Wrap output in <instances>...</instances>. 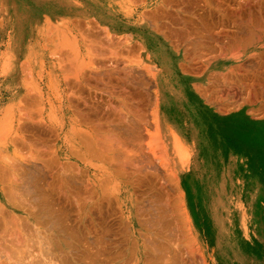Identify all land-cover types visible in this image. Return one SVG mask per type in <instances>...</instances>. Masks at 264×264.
<instances>
[{"label": "crops", "instance_id": "1", "mask_svg": "<svg viewBox=\"0 0 264 264\" xmlns=\"http://www.w3.org/2000/svg\"><path fill=\"white\" fill-rule=\"evenodd\" d=\"M23 1L31 4L27 8L37 9L42 18L26 25L24 30L28 35L21 41L17 38V20L14 25L9 23V17L18 16L19 12L9 6L8 0H0V127L7 111L20 110V102L30 95L31 87L40 90L37 95L40 102L32 103V107L29 105L30 111L61 113L87 110L84 100L88 106V71L86 69L76 79L71 73H75L79 64H88L85 50L88 42L95 38L102 40L103 44L95 40L99 43H96L99 67L104 64V60L101 62L105 41L102 35L110 32L124 41H132L134 53L138 45L142 59L156 67V104L153 111L158 112L161 157L157 168L152 167L151 157L146 160L144 168H136V161L131 165L133 162L129 159V166L119 169L128 174L137 170L176 171L194 232L193 239L198 248L202 246L209 251L213 264H264V103L249 105L250 11L246 5H239L245 0ZM19 2L17 0V6L21 5L23 15V5ZM189 17L196 21L192 28L184 23ZM12 26L13 37L10 36ZM44 31L49 35V55L47 60L39 61L37 54L43 49L40 33ZM203 33H207V42H202ZM190 37L194 45L198 43L192 52L186 44ZM68 40L77 41L79 51L66 49ZM158 49L161 56L166 57V64L155 55ZM202 53L208 58L202 60ZM260 54L254 56L257 68L264 65V54ZM41 64L48 67L42 69ZM63 64L71 65L67 74L72 78L68 82L66 70H62ZM6 65H12L10 71ZM169 66L171 71L164 77L165 82L159 83L160 76L168 71ZM41 69L44 71L42 75ZM102 74L100 72L105 83ZM99 76L97 90H104L105 84ZM168 78L181 81L182 84L178 83L176 87L177 91H183L181 103L169 105L165 102ZM129 92L133 99L129 97V106H133V112H136V87L130 88ZM84 95L88 97L84 98ZM126 95L125 92L121 94L125 100ZM190 101L194 103L195 115L187 108ZM128 110L131 111L130 108ZM63 121L64 125L57 123L56 119L53 121V118L35 120L34 139L46 143L42 140L46 138V144H54L56 148L55 136L42 137L41 130H35L39 126L50 130L65 127L67 119ZM58 143H64L63 137ZM128 145L129 151H136L135 139L132 141L129 137ZM65 155L67 158L70 156L67 152ZM81 163L83 165L84 162ZM55 165L15 169L1 167L0 201L16 202L20 218L21 215L25 218L24 209L29 204L33 205L36 207L34 213L40 217L41 230L49 239L52 236L62 240L66 237L64 228L67 229L72 221V216L69 217L73 205L72 171L97 170L82 165L75 167L76 170L71 164ZM221 191L225 207L218 205V192ZM234 208H241L240 221L232 213ZM52 251L57 254L54 248Z\"/></svg>", "mask_w": 264, "mask_h": 264}, {"label": "rangeland", "instance_id": "2", "mask_svg": "<svg viewBox=\"0 0 264 264\" xmlns=\"http://www.w3.org/2000/svg\"><path fill=\"white\" fill-rule=\"evenodd\" d=\"M246 1L242 2V3H244V6L246 3V7H249V11H250L249 12V20H248V26H249V31H250V39H249L250 63H249V78H248L249 97H248V99H249V105L252 107V105H258V104L262 105L264 103V65H263V67L260 66L257 68L256 65L254 64V58H256L254 56H256L258 53L259 54L261 53L260 55L264 54V0H260V1L259 0H249L248 4L249 3H251V4H249L248 6H247ZM239 5L242 6L241 3ZM38 12L39 11L37 9H35L34 11H31V12H27V13H25V15L23 14L21 16V19H20V17L17 18L16 16H13V17L10 16L9 17L10 25H14L16 22L15 19L17 20V24H18L17 25V27H18L17 38L19 40L22 41L28 35L27 31L24 30V29H26V25L28 23L34 24L36 21H38L39 19L42 18V17H40L41 15L37 14ZM187 20L194 21V19L189 17V18H186L184 20V23L186 24V26H188V28H192L193 26H189L188 23H186ZM195 22L196 21H194V24H195ZM20 25H21V27H20ZM11 29L13 30L14 27L12 26ZM14 34H15V32L13 30L10 33V36L13 37ZM191 34L192 33H189V35H191ZM40 35H41L40 36V40H41L40 43L42 44L43 49L40 51V53L37 54L38 56H40V57H37L39 59V61L43 60V59L47 60L48 55H49V53H48V47H49L48 31H44V32L40 33ZM105 38L107 40L104 41V45H106V46H104V58L101 57V62L104 60L105 66L103 64H101V66L103 65L104 68H106V69H103L100 66L98 67V64H97L98 56H97V51H96V43L89 41L92 45L89 44V42H88V47H87V49H85L86 53L88 55L87 56L88 64H83V65L79 64L78 69H75V73H71V74L75 78L77 76L80 77L82 72H84L87 69V71L89 73L88 74L89 80H93L94 76H95V83H97V78H96L97 73L100 71L102 74V72L107 71L105 73L109 72L110 77H109V79L105 78V82H106L105 84L106 85L113 82L114 79L115 80L116 79H118V80L122 79V82H123L126 75H128V77H129V89L130 88L133 89L134 87H136V89H137V102H136V104H137V110L138 111H136V112L130 111L132 113V115H131V113H129V111H128V108H129L128 102L129 101L125 100L122 96L117 95L118 91H122V90L124 91L125 90V88L122 89L124 87V85L122 86V88H117V89L114 88L116 90L112 89L111 84H109L110 87H109V85H107V86L104 85V88L107 92H105V90H104V96H103L102 95L103 90L101 89L102 90L101 91L102 96L99 95L100 96L99 97L97 95V92H98L97 86H96V90L94 88L95 86H93V85H95L94 81L89 83L88 90L90 91V94L93 95L94 101L97 100V99H95V97L96 98L99 97V99L101 101L100 103H103L102 102V100H103L104 104L102 106H104V108L106 109L105 110L106 112H108L107 109H110L113 106L121 108L123 112L120 109L118 111L120 113L117 115L115 114V116H118V115L120 117L122 116V119H123V117L125 115V119H123V120H126L124 122L122 119L118 118L119 116L117 117V119L122 121V124H123L122 125L121 121L119 122V120L115 119V121L117 120L115 122L116 124H115V126L112 127L114 130H116L115 134L117 137L115 139L113 138L111 141L107 140L108 142H105V144H104V141L101 140L102 138L100 139V141L103 142L101 144H100L99 139H98L99 143H97V147H96L97 149L95 150V153L98 150L97 153L100 156L97 153H96V155H98L99 158L97 156H96V158L95 157L92 158V157H90L91 155L88 156V154H86L85 151L82 152V148H81V144H80L81 141L79 139L80 134L81 133L86 134V131L90 132L91 130H93V128L92 127H90V129L82 128L79 125L80 120L78 118L80 117L81 112H79V111H67V112H61V113L60 112H57V113L46 112L45 113L44 111H30V110H28V108L32 107L31 106L32 103L40 102V101H38V96H37L38 92L40 90L33 89L32 87L29 90L30 95H26L25 98L20 102V105H19L20 110H18V111H7L3 117L4 124L2 127H0V168L4 167V168H8V169H15V168H21L23 166L52 167V166H54V163L61 166V167L68 166L71 164L72 167L75 168V167H79L82 165L81 161L78 158H75V156H76L75 152L76 151H78V153H80V155H78V153H77L78 157L81 155H82V157H86V158H87V156L90 157V158H88L89 165L84 162L82 166L89 167V168L97 170V171H72L73 172V180L75 181V183L72 184V202H73L72 219L74 218L72 220V225H73L74 230L77 232V237L79 236V238H81V239L78 238L79 240L77 242L75 240V244L77 246L76 247L77 250H75V251L77 254H80L82 251H85L84 248L86 247V245H84V244L86 243V240H89V242L91 243V240L95 239L96 235H97V237L102 236V234L100 235L99 233L104 232L103 227L107 223L109 225H112V223H110V222H111V220L113 221V219L115 217L114 216L113 219H111L112 216L109 214H112V213H110V211L112 209L106 208L105 211L107 209H109V210H107L109 217L106 216L107 212H105L106 213L105 216H106V218H108L107 220L105 218L107 223L105 222V224H102L103 226L102 225L98 226L99 223L97 221H98V219L100 220V217L95 212L96 210H94L95 213H93V214H92V212H91V214L90 213L87 214L88 211L86 212L87 208H85V206H86L85 204L89 203L90 201H92V203H94L98 200V199H96L97 196L94 197L95 200L94 199L90 200L91 197H90V194H88L89 192H87V190L89 189V191H90L91 186H92V188L94 189L93 193H95V195H97L98 193H102V191H103L102 188H104V187L106 188V186H104L105 183L103 182L104 181L103 179L108 178L109 176L108 175L105 176L102 173V171H106L105 168L109 169V171H112V170L116 171V169H119L121 167L126 168L127 166H129V164H128L129 159H130L131 163L133 162L132 163L133 165H134V162L136 161V164L134 166H136L138 168L144 167L145 161L148 160V158L150 159L151 157H153L152 161L154 162V163L152 162V167L155 168V166H157V163L160 161V157H161L162 140H161L160 129L158 128V123H159L158 112L155 110L153 111V108H155V104H156V97H155L156 67L152 66L148 61H144L142 59L141 50H140L138 45H137V49H136V54L133 53L135 48H133V45H132L133 42L132 41L131 42H129L128 40L124 41L123 39L116 36L115 33H110V32L105 33ZM203 41H206V42L208 41L207 33H203L202 42ZM186 42H188L186 44H189L188 50L191 52L193 51L194 47L198 46V43H196L194 45V40L192 37H190L189 40ZM93 45H95V46L93 47ZM203 45H204V43H202V46ZM107 47H108V49H107ZM77 48H78V42L77 41L68 40L66 49H68L71 52H74V50L79 51ZM110 49H111V51H110ZM88 50H90L92 55L90 52H87ZM105 50H107V51H105ZM106 52H108V53H106ZM157 52H159L158 55H160V57L165 61V62H163V64H166V60H167L166 57L161 56L159 49L155 50V55H157ZM108 54H109V56H108ZM54 57H55V55L53 54V58ZM111 57H113V58H111ZM201 58L203 60V59L208 58V57L205 53H202ZM69 66H71V65H69V64L68 65H66V64L62 65V70H64V71L66 70L65 76L67 77L66 78L67 82L72 78V76L67 74V70L69 71V69H68ZM6 67H8V70L10 71L12 65H6ZM41 67H42V69H45L48 67V65L47 64L46 65L41 64ZM42 69H41V75L44 72ZM95 70L97 71V73ZM92 71H95V73L94 72L92 73ZM169 71H171V66H169L167 72H164L163 76H160V78L158 80L159 83L165 82L166 79H164V77H166V75H167V73H169ZM111 73H112V75H111ZM90 74H92L93 77L91 76V78H90ZM108 74H106V76H108ZM112 76H113V78H112ZM134 77H136L135 81H134ZM110 78H112L113 80L111 79V81H110ZM107 81H108V83H107ZM167 83H168V87L165 90V102L169 105H176L177 103H181L183 100V98H182L183 91H180V90L177 91V89H176L178 83H179V85L182 84L181 81L178 79H175V78H173V79L168 78ZM91 84H93V85L91 86ZM90 87H93L94 89L93 88L91 89ZM108 88H110L109 90L112 89V91H109ZM90 94H89L88 102L92 98ZM72 97L74 99L76 98L74 96H72ZM107 98H108V100H107ZM170 98H172L173 103L169 102ZM92 100H93V98L91 99V101ZM91 101L88 103L89 106H91L90 105L91 103L92 104L94 103V101H92V102ZM97 101H95V102H97ZM125 101H127V102H125ZM95 104H97V103H95ZM118 104L121 107L117 106ZM29 105H30V107H29ZM122 105L123 106L126 105L125 106L126 108L123 107ZM44 118H46L48 120H49V118H51V119L53 118V121L56 119V122L59 124H62V125H64V121H63L64 118L67 119L68 124L65 127L64 126L58 127L57 129H51V130L48 127H41V129H42L41 133L44 132V135L41 134L42 137L43 136L48 137L49 135H53V136L56 135V138H57L56 148H55L54 144H51V145L46 144V143H48L46 138H42V140L46 141V143L43 142L41 144H38V140L36 141V139H34V135H35L34 128L31 125L34 124V122H33L34 120H38V119L43 120ZM69 119H71L72 121ZM117 122H119V124H117ZM129 127H131V128H129ZM35 132H38V131L35 130ZM59 132H60V134H59ZM91 133H92V131H91ZM91 133L89 134L90 136H91ZM76 135H78V136H76ZM60 136H62L64 138L63 142H66L65 144L64 143H58L59 140L61 141ZM100 136L101 135H99V137ZM16 137H18V138H16ZM129 137L132 138V141H133V139H135L136 151H134L133 149L131 151H129V145L127 142ZM149 138L151 140H149ZM91 140H92V138H91ZM147 140H149V143H147ZM51 147H54V148H51ZM69 147L70 148L73 147L75 149L74 150L75 156H71V152H73V150H71V152H69L70 151ZM107 148L110 150H108ZM100 149L102 150V152L100 151ZM106 149L110 153L106 152L107 151ZM65 152H67L70 155L68 158L66 156H64ZM142 152H143V154H142ZM61 154H62V160L60 158ZM103 155L105 156L104 159L102 158ZM100 158H102V159H100ZM55 159H56V161H55ZM114 159H116V160H114ZM57 160H59L61 162H58ZM107 160L108 161L114 160V162H116V163L111 162V165H112L111 166L106 162ZM85 161H86V159H85ZM60 163H62V165ZM74 163H75V165H73ZM124 165H126V166H124ZM147 166H149V165H147ZM115 167H116V169H114ZM131 172H133L131 174H136V172H134V171H131ZM175 172L176 171H174V172L173 171H150V172L149 171H145V172L143 171V173L146 175L148 173L149 177L153 176L154 174H155L154 175L155 177L158 175L159 179H160V177L166 178L165 177L166 175H172L173 173H174V176L177 177V174ZM137 173H138L137 178L139 177L138 176L139 174H143L142 171H139V172L137 171ZM165 173H166V175H165ZM83 175H85V176H83ZM114 176H116V175H114ZM154 176L150 177V178L155 179ZM83 177H85L84 179H85V182L87 184L82 179ZM144 177H145V175L144 176L142 175L139 178H144ZM101 178H103L102 179L103 181L101 180ZM159 179L157 178L154 181L162 183V181H158ZM100 183H104V184L100 185ZM163 183H164V181H163ZM109 184H107V185H109V186H107L109 188H106V191H107L108 195L110 196V197L108 196V198L109 199L111 198L109 201L117 200V204H115V205H117V207L119 209H121V205H123V206L125 205V207H124L125 212H126L125 216L122 213L120 214V216H122L121 219H123V217L125 218L122 222L123 224L120 223V225H122L120 227V229L123 228V226L125 228L129 224L128 223V221H129L128 216L131 215L130 214L131 213L130 207H131V204L133 201L132 198L130 199L131 191H129V189H128L129 187H128L125 179L123 180L121 178L120 179L115 178L114 181H112ZM122 186H123V197H120L121 199H118L119 198V196H118L119 195V193H118L119 189L118 188L121 189ZM92 190H91V192H92ZM82 195H83V197H82ZM128 196H129V202L131 204L126 202L128 199ZM217 200H218V205H220V204H221V206L225 205L224 195H223L222 191L218 192ZM107 203L108 202L106 201V204ZM144 203H143L144 206H147V207L149 206V205H147L149 203H147V202H146L147 204L146 203L144 204ZM13 204H15V205H13ZM127 204H129L130 207H128ZM110 205H112V204H110ZM139 205H142V203H139V202L135 203V206H139ZM107 206H108V204H107ZM112 208H113V206H112ZM119 209L117 210L118 212H119ZM145 209L147 210L146 207H145ZM148 209H150V208H148ZM240 209L241 208H238V209L234 208L233 210L231 209L233 215L237 217L238 221H240V218H239L240 217L239 216L240 215ZM24 210L26 212L25 218H23L22 215L20 218V216H18L16 202H13V203L10 202L9 203L6 200L0 201V264H68L69 263L68 253L70 251H69L68 246H66V243H64V242L68 243L69 237H67V232L64 230V232H66L65 233L66 237L62 238V240L61 239H59V240L53 239L52 236H51V239H49L46 232H44V230H41L39 216L34 213L36 210V207L34 208L33 205L29 204L28 208L24 209ZM223 210L224 209H222V211ZM49 214L53 215L51 213H49ZM95 215H97L96 216L97 218H94ZM118 217L119 216H116L117 220H119ZM86 218L88 220L91 219V220H89V223L86 222L87 221ZM222 218L224 219V216ZM136 219H137V217H136ZM79 220H81V221H79ZM105 220H103V221H105ZM35 221L37 223H35ZM91 221L93 222L94 225L90 224V223H92ZM124 221L125 222L127 221L128 224L125 223L126 225H124ZM131 224L136 225L134 223H131ZM219 225H222V224L219 223ZM86 227H88L89 229L92 227L91 228L92 231H90V235L86 234V232H87ZM124 228L121 229L120 231L124 230ZM95 229H97L96 231L99 232L98 234L96 233ZM98 229L101 230V232ZM129 229L132 232L133 237L135 239L137 234H135L134 232L136 231V233H137L139 231V227L133 228L131 225V227ZM121 233H123V232H121ZM91 234H93V235H91ZM110 236L111 235L107 234L105 240H107V238H108L107 241L110 240L112 242L114 240V238L112 236L110 238ZM85 237H86V240L84 239ZM88 237H89V239H88ZM119 238H121V237H119ZM65 240H67V241H65ZM192 240H194V239H192ZM95 241H96V239L93 240V243H92V244H94L93 246H95V247H96V245H98V246L96 248H93V246H92L93 251H98L99 249H100V251L105 250L104 246H103V248L101 246H102V244L103 245L106 244L107 241L106 242L103 241V243L101 241L102 244L101 243L97 244ZM110 241L108 243H111ZM193 242H195V244H193V245H194V248L196 251V259L198 258L196 260L197 264H200V263L201 264H213V260H212L213 256L209 254V251L206 248H202V246H201V248H198L197 242L195 240ZM221 242H224V240H222ZM51 248L52 249L54 248V250H56V253H57L56 255L53 254V251ZM105 248H106V245H105ZM75 251H74V253H75ZM198 254H201V255H198ZM75 257L76 256H74L72 258L73 263L74 264H80V262H78V260H76L77 257L76 258ZM103 257H104V255L100 256L101 263L108 264L105 261V259L103 260Z\"/></svg>", "mask_w": 264, "mask_h": 264}, {"label": "bare ground", "instance_id": "3", "mask_svg": "<svg viewBox=\"0 0 264 264\" xmlns=\"http://www.w3.org/2000/svg\"><path fill=\"white\" fill-rule=\"evenodd\" d=\"M20 2V4H22L23 5V13H24V15H25V13H27V12H31V11H34V10H32V8L31 9H29V8H27V5L29 6L30 5V7H31V4L30 3H28L27 1H23V0H19ZM139 2H141V0H138ZM137 0L135 1V2H138ZM198 1V0H197ZM246 1V0H245ZM248 1L249 0H247L246 2H247V6L249 5V4H251V3H249L248 4ZM260 1V0H259ZM8 2L10 3V7H13L14 8V10L15 11H17V13H18V16H16L17 18H19L20 17V19H21V16H22V11H21V9H20V7H21V5H18L17 6V0H8ZM134 2V4H136ZM143 2V1H142ZM145 2V1H144ZM138 4V3H137ZM257 4V3H256ZM245 5H246V3H245ZM262 5V4H261ZM208 6V5H207ZM242 6H244V3L242 4ZM17 7H18V9H17ZM245 7V6H244ZM6 8V7H5ZM243 8V7H242ZM204 10H206V9H204ZM245 10H246V8H245ZM140 11H142V9H139V12ZM210 11V10H209ZM247 11H248V9H247ZM154 12V11H153ZM160 12V11H159ZM150 13V12H149ZM142 16H144V13H143V15ZM146 16H147V14H146ZM148 16H150L149 14H148ZM153 18V17H152ZM204 18V17H203ZM206 18V17H205ZM144 20V19H143ZM203 20V19H202ZM252 22V21H251ZM143 23H145V22H143ZM186 23H188V25L189 26H194V21H192V20H187L186 21ZM147 26V25H146ZM208 26V25H207ZM20 27H21V25H20ZM84 28V27H83ZM43 29V28H42ZM96 30H97V28H96ZM99 31V30H98ZM95 33V32H94ZM103 34V33H102ZM41 36V35H40ZM84 36V35H83ZM85 37V36H84ZM99 37V36H98ZM102 37L104 38L105 36H103L102 35ZM82 38V37H81ZM88 39V38H87ZM92 39V38H91ZM98 38H95V40H97ZM90 39H88V41H89ZM95 40L94 41H92V42H94L95 43ZM107 39L105 38V41H106ZM112 40V39H111ZM114 40V39H113ZM100 41H101V43H102V40L101 39H98V42L100 43ZM86 42H87V40H86ZM97 41H96V43H98ZM83 43H84V41H83ZM98 43V44H99ZM124 43V42H123ZM85 44V43H84ZM89 44H91L90 42H89ZM103 44V43H102ZM92 45V44H91ZM101 45V44H100ZM113 45V44H112ZM118 45V44H117ZM116 45V46H117ZM95 45H93V47H94ZM104 46H106V45H104ZM119 46V45H118ZM117 46V47H118ZM86 47V46H85ZM113 47V46H112ZM101 48V47H100ZM111 48V47H110ZM115 48V47H114ZM113 48V49H114ZM119 48V47H118ZM106 49V48H105ZM107 49H108V47H107ZM115 50V49H114ZM118 50V49H117ZM116 50V51H117ZM128 50V49H127ZM75 51V50H74ZM101 51V50H100ZM105 51H107V50H105ZM110 51H111V49H110ZM109 51V52H110ZM115 51V52H116ZM87 52H90V50H88ZM120 52V51H119ZM91 53V52H90ZM89 53V54H90ZM100 53V52H99ZM101 53H102V51H101ZM100 53V54H101ZM106 53H108V52H106ZM118 53V52H117ZM126 53V52H125ZM124 53V54H125ZM133 53H134V51H133ZM110 54V53H109ZM109 54H108V56H109ZM159 54V52H157V55ZM91 55H92V53H91ZM88 56V55H87ZM104 56V55H103ZM118 56V55H117ZM158 56H160V55H158ZM111 58H113V57H111ZM70 59V58H69ZM83 59V58H82ZM109 59V58H108ZM77 60V59H76ZM93 60V59H92ZM114 61V60H113ZM112 61V62H113ZM109 62V61H108ZM115 63V62H114ZM71 64V63H70ZM72 65V64H71ZM104 66H105V64H103ZM102 65V66H103ZM112 65V64H111ZM115 65V64H114ZM102 66H100L101 68H104V66L102 67ZM165 66V65H164ZM113 67V66H112ZM115 68V67H114ZM69 69V68H68ZM73 69V68H72ZM104 69H106V68H104ZM116 69V68H115ZM112 70V69H111ZM70 71V70H69ZM96 71V70H95ZM95 71H92V73L94 72L95 73ZM99 71V70H98ZM72 72V71H71ZM86 72V71H85ZM105 72H107V71H105ZM96 73H97V71H96ZM99 73V74H98ZM97 74L98 75H96V78H98V76L100 75V71L98 72ZM103 73V72H102ZM109 73V72H108ZM108 73H103L104 74V76L105 77H103L104 78V81H105V78H108L109 79V75H110V73L108 74ZM89 74V73H88ZM87 74V75H88ZM102 74V75H103ZM106 74H108V76H106ZM111 75H112V73H111ZM91 76H92V74H90V78H91ZM115 76V75H114ZM93 77V76H92ZM100 78L99 79H101L102 80V78H101V75L99 76ZM65 78V77H64ZM67 78V77H66ZM69 78V77H68ZM77 78V77H76ZM75 78V79H76ZM112 78H113V76H112ZM112 78H110V81H111V79ZM115 78V77H114ZM77 80H79V79H77ZM76 80V81H77ZM113 80V79H112ZM94 81V83H95V76H94V79L93 80H88V82L90 83V82H93ZM109 81V82H110ZM114 82V83H113ZM113 82H111V83H109V84H111L112 86V89L113 90H116L117 88H122V86L124 85V87L122 88V89H124L125 88V90L123 91L122 90V93H126L127 95H126V97H127V99L126 100H128L129 99V97H130V95H129V77H128V75H126V77H125V79L123 80V82H122V79L120 80H118V79H114L113 80ZM87 83V82H86ZM93 83V84H94ZM97 83H98V81H97ZM97 83H95V85H93V84H91V86L93 85V86H95L94 88H95V90H96V86L98 87V85H96ZM102 83H103V80H102ZM106 83V82H105ZM105 83H103V85L105 84ZM107 83H108V81H107ZM99 84V86H100V82L98 83ZM109 84H107V85H109ZM68 85V84H67ZM106 85V84H105ZM106 85V86H107ZM86 86H87V84H86ZM101 86H102V84H101ZM109 87H110V85H109ZM91 89L93 88V87H90ZM89 88V89H90ZM93 88V89H94ZM100 88V87H99ZM114 88H116V89H114ZM110 88H108V90H109ZM112 89L111 90H109V91H112ZM88 90V89H87ZM99 90V89H98ZM104 90H105V88H104ZM103 90V91H104ZM120 90V89H119ZM80 91V90H79ZM83 91H85V90H83ZM89 91V90H88ZM94 91V90H93ZM100 92L102 91L101 89L99 90ZM98 91V92H99ZM108 91V92H109ZM86 92V91H85ZM97 92V93H98ZM98 93L99 95H101L102 94V92L101 93ZM105 92H107L106 90H105ZM71 93V92H70ZM82 92H80V94H81ZM88 93V92H87ZM110 93V92H109ZM121 93V92H120ZM119 93V94H120ZM121 93V94H122ZM89 94H90V91H89ZM97 94V95H98ZM121 94H120V96H121ZM71 95H73V94H71ZM75 95V94H74ZM91 95V94H90ZM103 96H104V94H102ZM101 95V96H102ZM109 95V94H108ZM112 95V94H111ZM114 95V94H113ZM118 95V94H117ZM125 95V94H124ZM123 95V96H124ZM76 96V95H75ZM79 96V95H78ZM81 96V95H80ZM85 96V95H84ZM95 96V95H94ZM82 97H83V94H82ZM86 97H88V96H85L84 98H86ZM91 97L93 98V100L92 101H94V97H93V95H91ZM100 97V96H99ZM107 97V96H106ZM109 97V96H108ZM83 98V99H84ZM91 98V99H92ZM102 98V97H101ZM104 98V97H103ZM131 99H132V96L130 97ZM88 99H89V97H88ZM91 99H90V101H91ZM95 99H97L98 100V97L96 98L95 97ZM125 99V98H124ZM73 100V99H72ZM97 100H95V101H97ZM107 100H108V98H107ZM112 100V99H111ZM85 101V109H86V107L88 108L87 110H85V111H83V112H81V114H80V117L78 118L79 120V122H80V126H81V124L83 125V128H87V129H90V127H92L93 128V130H91L92 131V133H91V131L89 132V131H86V134H84V133H79L80 134V144H81V148H82V152L83 151H85V153L86 154H88V156H90V157H95L96 158V156L98 157V150H97V154L98 155H96V153H95V150L97 149L96 147H97V143H99L100 142V144L101 143H103V142H101L100 141V139L101 140H103L104 141V144H105V142H108V141H111L113 138L115 139L117 136H116V134H115V131L116 130H114L112 127L113 126H115V122L117 121V120H119V119H122V116L120 117L119 115V117L118 116H115V114L117 115V114H119L120 112H118L119 111V109H121V108H119V107H115V106H113L112 108H110V109H107L108 110V112H106L105 110V108H104V106H102L103 104H104V101L102 100V102L103 103H99L98 101L97 102H95L94 101V103L92 104H90L91 106H89V102L87 103L88 104V106H86V100H84ZM91 101V102H92ZM99 101H100V99H99ZM113 101V100H112ZM128 101H130V99L128 100ZM132 101H133V99H132ZM132 101H131V103H132ZM80 102V101H79ZM101 102V101H100ZM111 102V101H110ZM115 102V101H114ZM125 102H127V101H125ZM169 102L170 103H173V101H172V98H170L169 99ZM83 103V102H82ZM95 103H97V104H95ZM130 102H128V104H129ZM73 104V103H72ZM194 103L193 102H188L187 103V108H190L191 110V114H193V115H195V107H194V105H193ZM71 105V104H70ZM72 106V105H71ZM74 106V105H73ZM117 106H120L119 104L117 105ZM123 106V105H122ZM126 105H124L123 107H125ZM129 106V105H128ZM131 106V105H130ZM129 106V108L131 109V112L132 111H135V110H133L134 108H133V106L132 107H130ZM121 107V106H120ZM73 108V107H72ZM126 108V107H125ZM77 111H78V109H76ZM83 110H84V108H83ZM22 111V110H21ZM121 111H122V109H121ZM129 111V110H128ZM136 111H138V110H136ZM80 112V111H79ZM78 112V113H79ZM116 112V113H115ZM123 112V111H122ZM130 111H129V113H131ZM174 114H176V113H174ZM71 115V114H70ZM131 115H132V113H131ZM136 115V114H135ZM117 117L119 118V119H117ZM69 118V117H68ZM138 118V117H137ZM74 119V118H73ZM115 119H117L116 121H115ZM123 119H125V115H124V117H123ZM122 119V120H123ZM69 120H71V119H69ZM129 120V119H128ZM35 121V120H34ZM33 121V122H34ZM72 121V120H71ZM121 120H119V122H120ZM124 122L126 121V120H123ZM131 121V120H130ZM144 121V120H143ZM74 122V121H73ZM119 122H117V124H119ZM42 123V122H41ZM134 123V122H133ZM19 124V123H18ZM72 124V123H71ZM74 124V123H73ZM78 124V123H77ZM114 124V125H113ZM121 124H122V121H121ZM120 124V125H121ZM125 124V123H124ZM35 125V124H34ZM44 125V124H43ZM123 125V124H122ZM121 125V126H122ZM128 125V124H127ZM31 126H33V125H31ZM56 126H58V125H56ZM28 127V126H27ZM71 127V126H70ZM127 127V126H126ZM133 127V126H132ZM77 128V127H76ZM120 128V127H119ZM129 128H131V127H129ZM31 129V128H30ZM82 129V128H81ZM141 129V128H140ZM139 129V130H140ZM40 130H42L41 129V126H39V129H36V131H40ZM44 130V129H43ZM79 130V129H78ZM62 131V130H61ZM75 131V130H74ZM41 132V131H40ZM39 132V133H40ZM43 132V131H42ZM80 132V131H79ZM25 133V132H24ZM91 133V136L89 135ZM138 133V132H137ZM42 135H44V132L43 133H41ZM40 134V135H41ZM59 134H60V132H59ZM175 134V133H174ZM16 135V134H15ZM37 135V134H36ZM99 135H101L100 137H99ZM137 135V134H136ZM76 136H78V135H76ZM103 136V137H102ZM141 136V135H140ZM55 137H56V135H55ZM61 137V136H60ZM145 137V136H144ZM16 138H18V137H16ZM25 138V137H24ZM62 138V137H61ZM91 138H92V140H91ZM139 138V137H138ZM64 139V138H63ZM98 139H99V142H98ZM16 140V139H15ZM108 140V141H107ZM145 140V139H144ZM18 141V140H17ZM37 141V140H36ZM133 141H134V139H133ZM50 142V141H49ZM128 142V141H127ZM40 142L38 141V144H39ZM66 142H64V144H65ZM41 144V143H40ZM143 145V144H142ZM75 146V145H74ZM102 146V145H101ZM100 147V146H99ZM51 148H54V147H51ZM70 148V147H69ZM61 149V148H60ZM64 149V148H63ZM103 149V148H102ZM108 149V148H107ZM106 149V150H107ZM71 150H73V152H71ZM74 148L72 147V148H70V151L69 152H71V156H75V153H76V156H75V158H78L80 161H83V162H86V161H88L87 159L88 158H90V157H88L87 156V158L86 157H82V155L81 156H77V153H78V151H76L75 153H74ZM108 150H110V149H108ZM106 151V152H109V151ZM47 151V150H46ZM100 151L102 152V150L100 149ZM99 151V152H100ZM112 151V150H111ZM100 152V153H101ZM105 152V153H106ZM59 153V152H58ZM104 153V152H103ZM102 153V154H103ZM110 153V152H109ZM60 154V153H59ZM142 154H143V152H142ZM67 155V154H66ZM65 155V156H66ZM78 155H80V153H78ZM100 156V155H99ZM104 155H103V159H104ZM60 158H61V160H62V154L60 155ZM73 158V157H72ZM86 159V161H85V159ZM99 158V157H98ZM102 158H100V159H102ZM149 159V158H148ZM60 160V159H59ZM59 160H57L58 162H61V161H59ZM106 160V159H105ZM114 160H116V159H114ZM114 160H112V161H106L109 165H111V162H114ZM55 161H56V159H55ZM152 161V160H151ZM150 161V162H151ZM146 162V161H145ZM153 162V161H152ZM114 163H116V162H114ZM154 163V162H153ZM127 164V163H126ZM129 164V163H128ZM131 164V163H130ZM149 164V163H148ZM66 165V164H65ZM73 165H75V163L73 164ZM88 165H89V163H88ZM123 165V164H122ZM121 165V166H122ZM131 165H133V164H131ZM54 166H55V164H54ZM112 166V165H111ZM124 166H126V165H124ZM56 167V166H55ZM103 167V166H102ZM146 167V166H145ZM150 167V166H149ZM156 167V166H155ZM3 168V167H2ZM2 168H1V171H2ZM61 168V167H60ZM105 168V167H104ZM122 168V167H121ZM136 168H138V167H136ZM142 168V167H141ZM144 168V167H143ZM157 168V167H156ZM57 169H59V168H57ZM62 169V168H61ZM75 170H76V168H74ZM73 169V170H74ZM106 169V171H102V173L106 176V175H108L109 177L108 178H105V179H103V178H101V180L105 183H100V185L101 184H104V186H106V188H109V187H107V186H109L110 184L109 183H111L112 181H114V179L116 178V179H125L126 180V183H127V185H128V189H129V191H131V195H130V199L132 198L133 199V201H132V204L129 202V196H128V199H127V203H130L131 204V207L129 206V204H127V206L128 207H130V209H131V215L130 216H128L129 218H128V223H127V221L125 222L124 221V225H126L125 223H127L128 225H127V227H125L124 228V226H123V228H124V230H122V231H120L121 229H123V228H121L120 229V227L122 226V225H120V223H122L123 222V220L125 219L124 217H123V219H121V217L122 216H120V214L122 213L124 216H125V214H126V212H125V205L123 206V205H121V209H119L118 207H117V205H115V204H117V200H114V201H109L110 199L108 198V193H107V191H106V188L104 187V188H102L103 189V191H102V193H96L97 195H95V193H93V191H94V189L92 188V186H91V190H92V192H91V190L89 191V189L87 190V192H89L88 194H90V200L92 199H94L95 200V196H97V198L96 199H98L96 202H94V203H92V201H90L89 203H87V204H85L86 206H85V208H87V210H86V212H87V214H91V212H92V214L93 213H97L98 214V216L100 217V220L98 219V226H100V225H102V224H105V222L107 223V219L108 218H106V216L107 217H109L108 216V212H107V210H109V209H112L111 211H110V213H112V214H109V215H111L112 216V218L111 219H113V217H114V219H113V221L111 220V222L110 223H112V225H109L108 223L103 227V231L104 232H102V233H99V232H97L96 230L97 229H95V231H96V233L98 234H102V236H98L97 237V235H96V237H95V239H96V243L98 244V243H101V241H102V243H103V241L106 239V236H107V234L108 235H111L113 238H114V240L111 242L110 240V242L112 243H108L109 241H107L108 240V238H107V240H105L104 242H106L107 241V243L106 244H102V248H103V246H104V249L105 250H103V251H100V249L98 250V251H93V248H96L98 245H96V247L95 246H93L94 244H92L93 243V240H95V239H92L91 240V243L89 242V240H86V237L84 238L85 240H86V243L84 244V245H86V247L84 248L85 249V251H82L80 254H77L76 253V251L75 250H77V246H76V244H75V240H76V242L79 240V239H81V238H79V236L77 237V232L74 230V228H73V225H72V221H71V225H69V227L66 229V228H64L65 229V231L67 232V237H69V239H68V243L67 242H64V243H66V246H68V248H69V253H68V259H69V263L68 264H74L73 263V260H72V258L74 257V256H76L77 257V259L76 260H78V262H80V264H105V263H101V261H100V256H102V255H104V257H103V260L105 259V261L108 263V264H197V259H196V251H195V248H194V245L193 244H195V242H193L194 240H192L193 238H194V232H193V230H192V227L190 226V224H191V222H190V220L188 219V213H187V211H186V204H185V198H184V194L180 191L181 189H180V185H179V183H178V177H176V176H174V173L172 174V175H166V173H165V177L166 178H161L160 177V179H159V176L157 177H155L154 175V177H155V179H159L158 181H162V183L161 182H155L154 180L155 179H153V178H150V177H153V176H150L149 177V175H148V173H147V175L146 174H144L143 173V171H142V173L143 174H139L138 176L139 177H141L142 175L144 176L145 175V177L144 178H137V171H136V174H128V172H126V171H122L123 169H119V170H112V171H109V169H107V168H105ZM114 169H116V167L114 168ZM135 168H133V170H134ZM139 169V168H138ZM151 169V168H150ZM130 170H132V169H130ZM78 171V170H77ZM148 171V170H147ZM66 172H68V171H66ZM139 172V171H138ZM145 172V171H144ZM150 172V171H149ZM64 173V172H63ZM75 173V172H74ZM161 173V172H160ZM176 173V172H175ZM68 174V173H67ZM85 174V173H84ZM87 174V173H86ZM153 174V173H152ZM168 174V173H167ZM114 175H116V176H114ZM83 176H85V175H83ZM65 177V176H64ZM85 177H83L82 179L84 180V182H85V179H84ZM99 180V179H98ZM72 184L73 183H75V181L73 180V178H72ZM70 181V182H71ZM101 181V182H102ZM109 181V182H108ZM163 181H164V183H163ZM99 182V181H98ZM125 182V181H124ZM68 183V182H67ZM86 183V182H85ZM87 184V183H86ZM107 184H109V185H107ZM125 184V183H124ZM126 185V184H125ZM88 186V185H87ZM90 186V185H89ZM86 187V186H85ZM87 188V187H86ZM100 188V189H101ZM119 190H118V193H119V198L118 199H121L120 197H123V186L121 187V189L120 188H118ZM127 189V188H126ZM207 189H209L208 187H207ZM128 192V191H127ZM208 192V191H207ZM40 193H41V191H40ZM39 193V194H40ZM128 194V193H127ZM92 195V196H91ZM208 195V194H207ZM78 196V195H77ZM117 196V197H118ZM42 197H43V194H42ZM81 197V196H80ZM82 197H83V195H82ZM86 197V196H85ZM110 197V196H109ZM209 197V196H208ZM41 198V197H40ZM42 199V198H41ZM81 199V198H80ZM88 199V198H87ZM42 200H44V199H42ZM72 200V199H71ZM84 200V199H83ZM106 201L108 202L107 204H108V206H107V204H106ZM131 201V200H130ZM112 202V203H111ZM123 202V201H122ZM136 202H139V203H142V205H139V206H135V203ZM149 203V204H147V205H149L148 207L147 206H144L143 205V203ZM71 203V202H70ZM69 203V204H70ZM73 203V202H72ZM144 203V204H145ZM110 204H112V205H110ZM123 204V203H122ZM71 206H72V204H71ZM84 206V205H83ZM112 206H113V208H112ZM111 207V208H110ZM145 207L147 208V210L145 209ZM106 208H109V209H107L106 211H105V209ZM148 208H150V209H148ZM155 208V209H154ZM119 209V212L117 211ZM65 210V209H64ZM94 210H96L95 212H94ZM105 212H107V215L105 216ZM66 214V213H65ZM60 215H62V214H60ZM59 215V216H60ZM67 215V214H66ZM214 215V214H213ZM71 216H73V215H70L69 217H71ZM94 216V215H93ZM97 215H95V217L94 218H97L96 217ZM110 216V217H111ZM116 216H119L118 217V219L119 220H117V218H116ZM137 217V219H136V217ZM88 217V216H87ZM90 217V216H89ZM98 217V218H99ZM213 217V216H212ZM40 218V217H39ZM58 218V217H57ZM105 218H106V220H105ZM64 219V218H63ZM74 219V218H73ZM72 218H71V220H73ZM87 219V218H86ZM40 220V219H39ZM61 220V219H60ZM59 220V221H60ZM65 220V219H64ZM63 220V221H64ZM89 220H91V219H89ZM89 220L87 219V221L86 222H88L89 223ZM103 220H105V221H103ZM133 220V221H132ZM62 221V220H61ZM62 221V222H63ZM79 221H81V220H79ZM78 221V222H79ZM110 221V220H109ZM42 222H43V220H42ZM92 222V221H91ZM96 222V221H95ZM131 223H134V224H136V225H133V224H131ZM91 225H94L93 224V222L92 223H90ZM89 224V225H90ZM123 224V223H122ZM132 225V227L134 228H137V227H139V231L136 233V231L134 232L135 234H137L136 235V237H135V239H134V237H133V234H132V232L130 231V227H131V225ZM60 225V224H59ZM90 225V226H91ZM66 226V225H65ZM103 226V225H102ZM63 228V227H62ZM88 227H86V234H89L90 235V231H92L91 230V228L89 229H87ZM99 230V229H98ZM64 231V230H63ZM94 231V230H93ZM100 232H101V230H99ZM133 231V230H132ZM121 232H123V233H121ZM140 232V233H139ZM104 233V234H103ZM79 235V234H78ZM91 235H93V234H91ZM95 235V234H94ZM87 236V235H86ZM111 236H110V238H111ZM81 237V236H80ZM119 237H121V238H119ZM79 238V239H78ZM92 238V237H91ZM83 239V240H84ZM88 239H89V237H88ZM65 241H67V240H65ZM82 242V241H81ZM94 242V243H95ZM79 243V242H78ZM91 245H90V244ZM105 245H106V248H105ZM92 246H93V248H92ZM96 250V249H95ZM197 250V249H196ZM74 251H75V253H74ZM100 251V252H99ZM105 251V252H104ZM97 252V253H96ZM103 252V253H102ZM198 253V252H197ZM198 255H201V254H198ZM75 257V258H76ZM106 257V258H105ZM74 258V259H75ZM67 261V260H66ZM68 262V261H67ZM205 263V262H204ZM201 264V263H200Z\"/></svg>", "mask_w": 264, "mask_h": 264}]
</instances>
